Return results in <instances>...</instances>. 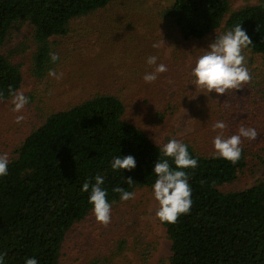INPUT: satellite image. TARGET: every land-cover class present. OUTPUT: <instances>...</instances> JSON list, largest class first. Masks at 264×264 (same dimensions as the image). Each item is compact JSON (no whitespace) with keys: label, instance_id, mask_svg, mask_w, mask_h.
Masks as SVG:
<instances>
[{"label":"trees","instance_id":"obj_1","mask_svg":"<svg viewBox=\"0 0 264 264\" xmlns=\"http://www.w3.org/2000/svg\"><path fill=\"white\" fill-rule=\"evenodd\" d=\"M111 0H0V101L11 99L22 83L21 65L2 51L12 30L28 25L35 45L31 74L42 79L51 70L49 39L64 37L70 23L104 9ZM161 17L184 40H202L221 28L238 24L253 44L244 48L264 58V0L232 11L230 0H170ZM173 113V108H168ZM258 110L257 108H250ZM125 105L111 94H96L50 114L30 132L9 158L0 176V254L3 264H59L67 233L94 214L91 185L103 177L102 189L112 205L121 187L129 192L151 188L154 167L167 159L183 170L192 190V206L175 223L161 222L170 242L169 264H264V178L238 191L222 192L248 166L249 154L232 163L217 153L200 152L189 142L198 167L176 169L161 144L125 120ZM166 111L158 112L163 119ZM264 114V111H260ZM131 155L136 167L113 170L116 156ZM128 178L133 182L128 183ZM89 182L88 192L82 191Z\"/></svg>","mask_w":264,"mask_h":264},{"label":"rangeland","instance_id":"obj_2","mask_svg":"<svg viewBox=\"0 0 264 264\" xmlns=\"http://www.w3.org/2000/svg\"><path fill=\"white\" fill-rule=\"evenodd\" d=\"M260 0H230L232 11ZM170 0H111L102 10L74 20L64 37L49 39L52 68L60 79L31 74L35 45L31 28L12 30L2 51L21 65L22 83L17 92L28 98L24 109L13 111V97L0 101V154L12 157L24 138L52 113L96 94H111L125 105V120L140 127L152 142L170 139L191 143L200 152H215L213 139L229 137L241 126L254 128L255 140L241 138L240 147L250 156L238 179L222 185V192L245 189L264 178V58L242 50L251 81L224 95L196 87L192 70L210 43L225 32L222 27L202 40H184L179 30L161 17ZM161 41L160 47H153ZM157 57L167 71L146 83L155 70L147 58ZM51 57V55H50ZM168 108H173V113ZM250 108H257L252 110ZM166 111L163 119L158 112ZM24 120L16 123V117ZM223 121L227 127L213 130ZM135 197L111 206L105 226L91 215L67 233L59 264H169L170 242L156 212L159 203L153 187L134 191Z\"/></svg>","mask_w":264,"mask_h":264},{"label":"clouds","instance_id":"obj_3","mask_svg":"<svg viewBox=\"0 0 264 264\" xmlns=\"http://www.w3.org/2000/svg\"><path fill=\"white\" fill-rule=\"evenodd\" d=\"M161 44L164 42L154 44L153 47H160ZM251 44L253 42L246 31L242 29L241 24L236 25L234 29L225 32L223 35L217 36L215 41L209 44L208 50L197 59L192 70V75L196 78L195 86L206 89L208 93L214 91L219 95H224L229 90L241 89L242 85L251 81V75L246 67V57L242 54V50ZM58 59L59 56L56 53L51 54L53 62ZM156 61L157 57L155 56L147 58V63L156 65V67L153 72L144 75L143 79L146 83L154 82L157 79V74L168 70L166 65H157ZM62 75V73L57 75L54 70L49 71V76L56 79H60ZM9 91L13 96V111L21 112L28 103V98L22 91L13 92L11 88ZM2 98L3 93H0V99ZM23 120V115L16 117V123ZM212 127L213 130H223L227 125L223 121H217ZM257 135L258 133L254 128L241 126L236 134L229 137H224L222 132L215 136L213 146L220 157L236 163L242 154L241 138L255 140ZM161 151L165 157L173 158L176 169L198 167V161L191 157L187 145L176 139H170L162 146ZM8 163V154H0V176L7 175ZM111 166L114 171L118 169L132 170L136 167V161L131 155L116 156L111 162ZM154 173L157 179L153 185V193L155 200L159 203L156 215L161 222L175 223L181 214H187L191 210L192 190L188 183L189 176L183 170L171 168L167 159L157 161ZM127 180L129 184L133 182L131 178ZM102 184L103 177L97 175L95 184L91 185L89 203L93 205L96 220L107 226L111 220V204L107 200V192L101 187ZM89 188V182H85L82 191L88 192ZM113 191L120 193L122 201H128L135 197L134 192H129L121 187H115ZM3 255L6 254H0V264H3ZM25 264H38V261L35 258H27Z\"/></svg>","mask_w":264,"mask_h":264}]
</instances>
